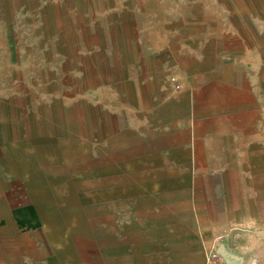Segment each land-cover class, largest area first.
<instances>
[{
  "label": "rangeland",
  "instance_id": "rangeland-1",
  "mask_svg": "<svg viewBox=\"0 0 264 264\" xmlns=\"http://www.w3.org/2000/svg\"><path fill=\"white\" fill-rule=\"evenodd\" d=\"M239 87L243 100L218 98ZM207 93L218 99L200 102ZM254 100L240 116L260 124L264 0H0V264H120L133 199L156 210L152 192L168 196L167 175L151 173L189 166L135 160L235 134L238 106ZM251 186L259 223L220 226L198 264L222 232L242 264H264V174Z\"/></svg>",
  "mask_w": 264,
  "mask_h": 264
},
{
  "label": "crops",
  "instance_id": "crops-1",
  "mask_svg": "<svg viewBox=\"0 0 264 264\" xmlns=\"http://www.w3.org/2000/svg\"><path fill=\"white\" fill-rule=\"evenodd\" d=\"M246 91L253 98L262 99L261 93H257V90L249 88ZM214 98L222 100L236 98L240 101L245 95L243 88L239 87L236 93L219 94L218 98L214 94H204L200 102L209 103L214 101ZM257 103L260 102L254 100L238 106L239 122L233 126L236 133L225 135L223 138L205 135L201 139L202 150L190 153L180 148L135 160L134 164L138 166L152 168L158 158L171 162L176 160L183 162L187 159L189 166L168 167L151 173L167 175L168 179L163 181L166 182L168 196L152 192L149 198L157 200L159 208L156 210H150L149 207L154 203L147 202L146 197L141 200L133 199L135 202L132 206L137 208L135 215L126 212L125 219L124 216L122 218L121 245L124 249L121 257L124 258L120 264H198L194 255L198 249L203 252L202 244L208 242V238L214 236L220 226L239 224L238 226L252 227L259 223L257 201L255 193L252 192L255 189L251 185L257 183V175L264 174L263 162L256 165L257 159L264 158V120L261 122L263 124L250 120L245 122L240 116V112H256ZM174 136H168L167 143L175 144ZM158 142L157 140L145 142L143 147L152 148ZM217 143H221L222 147H215L214 144ZM133 148L136 147H130ZM191 159H200L198 162L200 166L192 167ZM224 159H231V165L224 163L222 161ZM228 175L235 176L231 188ZM215 181L219 182L215 185ZM159 188L155 185L154 190L158 191ZM228 188L235 190L233 197L228 195L218 200L213 193ZM143 210L149 213L145 214ZM233 240L234 237L231 235L228 243L236 248ZM239 240L246 249L255 245V239L246 233H241Z\"/></svg>",
  "mask_w": 264,
  "mask_h": 264
},
{
  "label": "built area",
  "instance_id": "built-area-1",
  "mask_svg": "<svg viewBox=\"0 0 264 264\" xmlns=\"http://www.w3.org/2000/svg\"><path fill=\"white\" fill-rule=\"evenodd\" d=\"M231 235L222 232L217 235L206 251V264H242L243 257L240 256L228 243ZM253 264V262L251 263Z\"/></svg>",
  "mask_w": 264,
  "mask_h": 264
}]
</instances>
